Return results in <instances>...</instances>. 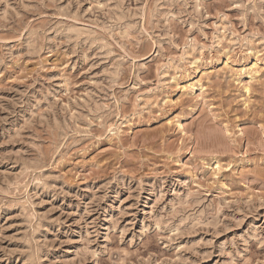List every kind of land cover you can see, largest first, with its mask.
<instances>
[{
  "label": "rangeland",
  "instance_id": "rangeland-1",
  "mask_svg": "<svg viewBox=\"0 0 264 264\" xmlns=\"http://www.w3.org/2000/svg\"><path fill=\"white\" fill-rule=\"evenodd\" d=\"M0 264H264V0H0Z\"/></svg>",
  "mask_w": 264,
  "mask_h": 264
},
{
  "label": "bare ground",
  "instance_id": "bare-ground-1",
  "mask_svg": "<svg viewBox=\"0 0 264 264\" xmlns=\"http://www.w3.org/2000/svg\"><path fill=\"white\" fill-rule=\"evenodd\" d=\"M203 88V87H202Z\"/></svg>",
  "mask_w": 264,
  "mask_h": 264
}]
</instances>
